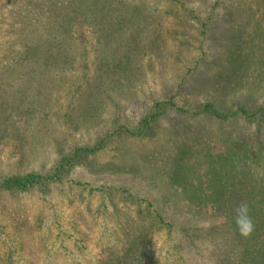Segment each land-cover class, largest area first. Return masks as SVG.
Wrapping results in <instances>:
<instances>
[{
  "label": "rangeland",
  "instance_id": "374dc122",
  "mask_svg": "<svg viewBox=\"0 0 264 264\" xmlns=\"http://www.w3.org/2000/svg\"><path fill=\"white\" fill-rule=\"evenodd\" d=\"M43 1L0 0V264L140 263L141 246L124 257L131 262L117 255L128 246L125 228L134 230L135 220L125 218L148 223L155 207L175 227L194 231L188 239L184 230L169 232L166 222L153 221L144 241L153 250L149 263L235 264L241 235L228 244V263H204L223 247L211 250L214 240L206 241L199 229L206 217L191 207L201 198L186 190L215 187L218 173L229 170L233 186L224 191L234 212L242 201L239 185L257 183L264 190V160L254 155L264 133L244 130L243 115L204 112L213 90L195 81L202 71L220 79L229 108L263 106L250 129L264 128V0H148L158 7L141 12L133 2L147 0H128L120 9L138 16L126 35L140 49L137 71L109 70L108 84L100 78L99 86L98 65L121 55V43L107 45L105 56L94 28H75L78 37L67 42L69 53L79 50L75 58L26 54L57 34L41 25ZM160 32L164 40L155 42ZM82 50L87 66L80 60L68 68L84 59ZM167 99L173 104L146 125L157 102ZM82 146L96 148L78 152ZM30 172L45 175L44 181L26 188L5 182ZM147 207L151 215L145 217Z\"/></svg>",
  "mask_w": 264,
  "mask_h": 264
},
{
  "label": "trees",
  "instance_id": "16d2710c",
  "mask_svg": "<svg viewBox=\"0 0 264 264\" xmlns=\"http://www.w3.org/2000/svg\"><path fill=\"white\" fill-rule=\"evenodd\" d=\"M254 1L255 0H244V2L248 4H252ZM42 3L44 4V6H46L41 13V25L45 28L48 27L50 32L55 30L57 34L53 35L52 38L44 45L39 44L31 46L29 50L26 51V54L30 53V56H32V53L40 54L46 59L59 57L61 55H63L61 56V60H63L67 55H70V57L75 58L77 55V51L79 50H72L69 53L67 42H69V39L78 37L76 32H74L76 27H89L92 29L94 28V30H97L96 40L98 41V47L100 46V44L103 45V48L99 49V52H101L105 56L108 55V48H106L107 45H110L111 47L112 44L118 41L122 44H120V47L116 53L121 55H119L118 57L115 55L114 61L110 59L113 56H108L105 59L103 58L101 66L98 65V69L100 72V74L97 75L98 78L96 79V83L98 84V86L100 85V78V81H102V83L106 82L108 84L106 74L109 72V70L120 72H122L123 70H132L135 72L137 71V66L139 63L137 56L139 54L140 49L138 48L136 42L128 43L129 41L127 42L126 35L127 33H129V28H127V26L130 24H137L138 16L134 14L127 16L123 13V10L120 9L124 5L128 4V0H44ZM133 5L136 6L135 11L137 12H141L140 10L142 8H151V6L152 8L158 7L156 3H150L148 0L140 2L134 1ZM32 8L33 6L31 5V8L28 7V10L33 11L34 9ZM28 14L30 15V13ZM31 14L33 15V13ZM210 19L211 17H209V20ZM39 24L40 23L36 24L35 26ZM203 24L206 26V29L210 30L209 22L205 21ZM212 30L214 34L213 38L218 37L220 35V32L217 29L214 31V29L212 28ZM164 31L167 32L166 29ZM133 34V39L136 41L137 34ZM163 34V32L157 34V37H155V42L161 43L164 40ZM125 45H127V47H125ZM64 48L65 51H62ZM80 55L84 59H78L75 64H68L67 67L72 68V66H76L77 64H79L80 60H82V64L80 65L87 66V53L82 50V52H80ZM24 57L27 58L26 55ZM205 66H210V64H207ZM103 70L106 73L103 74ZM130 74L136 75L137 73L130 72ZM200 75L195 81L198 83V86L204 89L212 88L213 90V93L212 95L210 94L209 99L201 105V109L204 112H207V114H210L214 117L221 118L237 114L243 115L246 117L245 121H243L244 130H246L249 134H254L255 137L260 136L262 133H264V128L259 126L258 130L253 131L252 129H250L252 127L256 128V124L251 123L250 121L252 117L256 116V113H258L259 111H263V106L260 105L250 109L244 103H238L239 105L236 109L229 108V105L226 104L225 100L227 88L224 87V85L219 84L220 79L209 77V74L206 75L205 71H202ZM212 79H214L216 83H214V85H212L211 87H208V85L211 84ZM183 80H185V78L182 79V81ZM86 85H88V81ZM220 102L223 103V107L218 106V103ZM167 104L173 103L168 99L160 100L159 102H157V105H159V110L152 111L150 116L147 118L146 125L151 123L150 119L155 117L156 115H159L160 110H164ZM91 107L92 105L90 104L88 109ZM245 136L247 137V140L249 142L255 139L253 138V136ZM256 142L257 141H255V149L257 151L254 152V155H258V159L262 158L264 160V146H262L261 144H256ZM82 147L83 148L78 147L80 149L77 148V151L85 152L87 150H92L96 148L90 146ZM223 162L228 163L226 160H224ZM230 173L231 172L229 170L225 171L223 174L219 172L218 177L214 180V183L217 185L215 187H213V184H210L207 187L198 186L192 189L188 188V190H186L191 197L192 195H197L201 198V202H198L200 205L196 202L191 207L194 208L193 212L198 214L200 219L206 217L204 222H206L207 225L199 226V229L202 230L206 241H208V239H211L212 241L214 240L215 247L212 246L211 250H216L217 246L223 247L221 248V251L218 250V254L216 257H210L209 261H204V263H228V244L230 240L239 241V236L241 235L234 221L235 213L230 211V208H228V205L226 204V202L229 201V196L231 195H227L229 193L225 192L224 190L225 188L227 189L228 185L233 186V183L230 181V179L232 178H230ZM57 175L58 173H55V176ZM44 176L45 175H42L40 173L30 172L23 177H9L8 179H6L5 182L9 183V185H15L20 188H26L28 185L33 183H42L44 181ZM255 185L251 187L239 185L235 189L237 194L241 197L242 201H247L249 203L251 207V215L255 222V231L250 237L245 238L241 235L242 250H239L241 253L237 256V261L234 262L235 264H264V190L262 189L263 186H258L257 183H255ZM207 189H209V191ZM149 204L153 205L152 203ZM127 209L131 212L135 211L136 213L138 211L136 208L127 207ZM145 211L147 213L145 217L151 215L150 207L145 208ZM153 212H155V216L151 218L148 223L142 221V224L140 225L137 220L138 216H126V221L135 220L134 226H131L132 228H134L135 231L132 229L130 230V227L128 226V228H125V232H127L126 238L129 240V242L128 246L124 247V249L117 254L120 258L131 262L130 258L124 257H126L127 255L132 256L131 254L134 253L136 249H138V246H141V251L139 252L138 256L140 263L136 264H154L149 263V261H151L150 258H152L153 254L152 247L151 245H148L147 242L144 243V241L146 240L149 233L147 227L151 228L153 221L155 220H158L159 224H164V222H166V224L168 225L167 229L169 232H174L176 229H182L185 231L186 237L188 239L191 238L194 230L188 232V230L190 229L185 225L175 227L174 222L176 221L172 218L168 219L169 217H166V215L163 214L158 207H155L152 210V213ZM190 212H192V209ZM220 216H223V219L221 221H219Z\"/></svg>",
  "mask_w": 264,
  "mask_h": 264
},
{
  "label": "clouds",
  "instance_id": "9594fccd",
  "mask_svg": "<svg viewBox=\"0 0 264 264\" xmlns=\"http://www.w3.org/2000/svg\"><path fill=\"white\" fill-rule=\"evenodd\" d=\"M234 221L239 233L245 237H250L255 231V222L251 215V207L247 201H241L234 208Z\"/></svg>",
  "mask_w": 264,
  "mask_h": 264
}]
</instances>
